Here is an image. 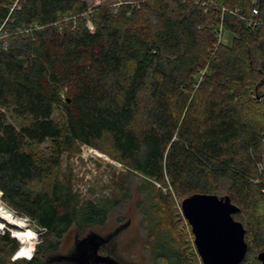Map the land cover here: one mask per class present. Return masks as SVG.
<instances>
[{
  "label": "trees",
  "instance_id": "obj_1",
  "mask_svg": "<svg viewBox=\"0 0 264 264\" xmlns=\"http://www.w3.org/2000/svg\"><path fill=\"white\" fill-rule=\"evenodd\" d=\"M82 145L122 164L123 196L138 180L150 264H202L176 207L195 193L230 196L242 264L259 262L264 0H0V189L42 234L30 259L0 234V264H49L72 227L106 224L120 198H83L61 177Z\"/></svg>",
  "mask_w": 264,
  "mask_h": 264
},
{
  "label": "rangeland",
  "instance_id": "obj_2",
  "mask_svg": "<svg viewBox=\"0 0 264 264\" xmlns=\"http://www.w3.org/2000/svg\"><path fill=\"white\" fill-rule=\"evenodd\" d=\"M86 1L92 8L101 3L117 4L121 0ZM221 38L225 42L230 41L232 34L229 32H223ZM11 121L13 120L11 119ZM48 146V143H43L35 148L37 151L46 153L49 150ZM94 150L95 148L91 146L82 145L79 151H67L62 158L61 177L69 179L73 184L74 189L78 191L83 198L98 200L106 197H118L120 198V201L112 208L105 225L92 226L84 233H81L75 227H72L61 240L59 249L48 252L45 259L48 257L47 259L52 260V258L58 255L69 254L74 249L76 240L82 239L91 231L107 236L110 233L115 232L118 228L128 224L104 245L105 252L102 253L112 256L122 264H150L149 253L145 247V230L142 227L143 215L139 206L141 194L137 189L138 180H136L135 184L132 186L131 196L129 198H127V195L123 196L124 191L118 187L116 177L122 172H125L126 169L121 163L112 160L105 153L102 154L106 155L107 158L95 154ZM262 168H264V166H262ZM155 184L157 188L163 189L164 192L169 190L168 187H161V185L156 182ZM1 202L8 207L2 200V191ZM180 204L181 201L177 199V213L180 217L184 218L180 209ZM22 218L28 219L31 228L34 227L33 229L38 233L39 237L36 242L37 245L42 238L41 229L35 222L31 221L30 218ZM37 228H39L38 231ZM8 230L11 232V235L17 238L20 242L19 238L14 235V227H7L6 229L1 230L0 234H4ZM14 256L12 259H14ZM49 264L72 263L67 261H50Z\"/></svg>",
  "mask_w": 264,
  "mask_h": 264
},
{
  "label": "water",
  "instance_id": "obj_3",
  "mask_svg": "<svg viewBox=\"0 0 264 264\" xmlns=\"http://www.w3.org/2000/svg\"><path fill=\"white\" fill-rule=\"evenodd\" d=\"M183 215L191 226L194 244L202 264H242L248 252L246 228L236 220L234 214L240 209L230 196L220 197L217 194L195 193L181 202ZM115 232L103 236L91 232L82 239L76 240L78 251L66 255H58L50 261L68 260L73 264H122L99 249L107 244ZM39 229V228H37ZM259 262L264 264V250L258 253Z\"/></svg>",
  "mask_w": 264,
  "mask_h": 264
},
{
  "label": "bare ground",
  "instance_id": "obj_4",
  "mask_svg": "<svg viewBox=\"0 0 264 264\" xmlns=\"http://www.w3.org/2000/svg\"><path fill=\"white\" fill-rule=\"evenodd\" d=\"M94 153L107 158L106 155L96 149L94 150ZM10 226L14 227V235L18 237L21 242V247L18 250V256L30 257L34 253L39 235L36 230L33 229L34 227L31 228L28 219L20 217L1 202L0 189V231Z\"/></svg>",
  "mask_w": 264,
  "mask_h": 264
},
{
  "label": "built area",
  "instance_id": "obj_5",
  "mask_svg": "<svg viewBox=\"0 0 264 264\" xmlns=\"http://www.w3.org/2000/svg\"><path fill=\"white\" fill-rule=\"evenodd\" d=\"M255 13H257L256 10H255ZM89 25L91 26V23H89ZM180 209H181V212H182V214H183L181 204H180ZM183 216H184V215H183ZM185 219H186V218H185ZM33 254H34V253H33ZM33 254H32L30 257H25V258L30 259V258H32ZM21 257L23 258V256H21ZM16 258H20V256H18V251L16 252V254H15V256H14V259H16Z\"/></svg>",
  "mask_w": 264,
  "mask_h": 264
},
{
  "label": "flooded vegetation",
  "instance_id": "obj_6",
  "mask_svg": "<svg viewBox=\"0 0 264 264\" xmlns=\"http://www.w3.org/2000/svg\"><path fill=\"white\" fill-rule=\"evenodd\" d=\"M102 247H103V246L100 247L99 252H100L101 254H104V253L101 252V248H102ZM73 251H74V252H75V251H78V252H79V248H77L76 243H75V246H74ZM64 261L70 262V261H68V260H64ZM71 263H74V262H71Z\"/></svg>",
  "mask_w": 264,
  "mask_h": 264
}]
</instances>
